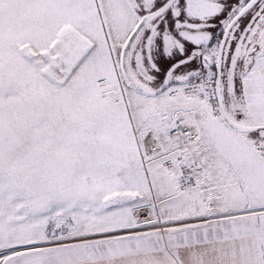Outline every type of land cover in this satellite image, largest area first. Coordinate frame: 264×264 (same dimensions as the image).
Returning a JSON list of instances; mask_svg holds the SVG:
<instances>
[{
	"label": "snow or ice",
	"instance_id": "obj_1",
	"mask_svg": "<svg viewBox=\"0 0 264 264\" xmlns=\"http://www.w3.org/2000/svg\"><path fill=\"white\" fill-rule=\"evenodd\" d=\"M0 264H264V0H0Z\"/></svg>",
	"mask_w": 264,
	"mask_h": 264
}]
</instances>
